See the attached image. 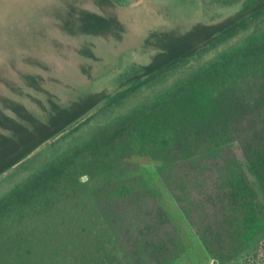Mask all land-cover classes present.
<instances>
[{"label":"trees","instance_id":"1","mask_svg":"<svg viewBox=\"0 0 264 264\" xmlns=\"http://www.w3.org/2000/svg\"><path fill=\"white\" fill-rule=\"evenodd\" d=\"M234 143L264 194V37L100 130L0 201V264L175 263L172 215L133 166L156 168L211 255L230 259L264 219ZM104 155L109 167L100 172L114 166L118 178L82 182L81 159ZM247 264H264V241Z\"/></svg>","mask_w":264,"mask_h":264},{"label":"rangeland","instance_id":"2","mask_svg":"<svg viewBox=\"0 0 264 264\" xmlns=\"http://www.w3.org/2000/svg\"><path fill=\"white\" fill-rule=\"evenodd\" d=\"M263 37L264 0H0V168L38 144L0 171V201L100 130ZM231 149L264 205L241 148ZM105 158L81 159V181L118 178L117 167L100 172ZM135 167L177 228L179 257L161 264H247L261 255L264 219L230 259H215L157 169Z\"/></svg>","mask_w":264,"mask_h":264}]
</instances>
